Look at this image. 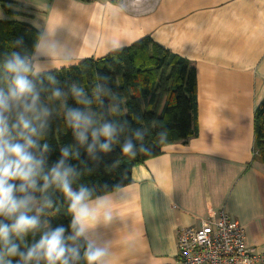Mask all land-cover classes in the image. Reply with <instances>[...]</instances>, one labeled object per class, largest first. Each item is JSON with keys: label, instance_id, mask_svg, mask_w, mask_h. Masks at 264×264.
Masks as SVG:
<instances>
[{"label": "crops", "instance_id": "0c3cea01", "mask_svg": "<svg viewBox=\"0 0 264 264\" xmlns=\"http://www.w3.org/2000/svg\"><path fill=\"white\" fill-rule=\"evenodd\" d=\"M0 20L39 30L33 74L103 57L145 36L196 69L198 134L165 145L133 167L128 185L97 197L109 201L113 219L93 223L87 235L107 246V264H175L178 230L198 229L223 211L264 255V164L254 158L264 0H0ZM77 40L83 46L74 48Z\"/></svg>", "mask_w": 264, "mask_h": 264}, {"label": "trees", "instance_id": "16d2710c", "mask_svg": "<svg viewBox=\"0 0 264 264\" xmlns=\"http://www.w3.org/2000/svg\"><path fill=\"white\" fill-rule=\"evenodd\" d=\"M39 38V30L29 23L0 20V89L5 95L12 78L5 64L13 53L29 63ZM28 78L39 95L37 114L39 109L48 112L38 120L33 119L32 113L28 114L38 130L37 135L31 136L37 146L29 151L42 159L44 175L50 176L53 167L64 160L65 166L73 169L68 177L72 189L77 192L81 187L88 189L92 193L90 200L128 185L133 167L161 154L165 145L186 142L198 134L196 69L189 60L150 36L100 58L87 57L70 66L38 74L30 71ZM73 88L82 90V95L77 96ZM56 90L61 92L59 97L54 95ZM71 109H78L93 121L86 131L69 126L67 114ZM14 122L13 112L10 131ZM105 123L115 128L111 141L99 136V142L94 144L92 132ZM77 131L84 132L83 142L77 138ZM127 142L132 143L133 153L123 152ZM103 144L109 145L107 151L102 150ZM64 149L68 150L66 158ZM254 158L264 164V98L255 110ZM12 183L19 188L21 181ZM43 186L44 180L38 177L35 189L16 193L18 199L33 198L38 209L34 211L30 204L32 210L28 214L37 216L39 224L23 240L13 237L15 243L26 253L46 232L63 227L66 246L79 251V259L68 257L69 264H87L84 253L88 241L83 236L70 239L75 236L70 201L56 184H51L47 191H42ZM0 221L11 224L2 216ZM6 259H11L12 264H22L19 256ZM39 264L47 262L41 260Z\"/></svg>", "mask_w": 264, "mask_h": 264}, {"label": "clouds", "instance_id": "9594fccd", "mask_svg": "<svg viewBox=\"0 0 264 264\" xmlns=\"http://www.w3.org/2000/svg\"><path fill=\"white\" fill-rule=\"evenodd\" d=\"M5 69L12 78L8 95L0 89V216L11 221V224L0 221V264H12V260L6 257L16 256L20 257L22 264H29L33 260L37 261V264L41 260L47 264H69V256L73 260L79 259L78 249L66 246L63 227L46 232L26 253L21 252L20 245L15 243L13 237L23 240V237L39 224L37 216L28 214L32 210L30 204L33 198L18 199L16 196L17 192L24 193L28 188L35 189L38 177L44 180L42 191H47L51 184H56L70 201L69 211L74 217L71 226L75 232V236L70 239L84 236L88 240L84 253L87 264H107L105 257L109 255V249L107 246H98L95 241L88 238L87 233L93 223L112 221L113 212L109 201L97 198L90 203L92 193L88 189L81 187L78 192L74 191L68 180L73 169L66 167L64 160L53 167L50 176L43 174L42 159H38L29 151L37 146L31 136L37 135L38 130L28 119V114L32 113L33 119L38 120L40 115L47 116L48 112L46 109H39L37 114L39 95L28 78L31 69L27 59L13 53L12 59L5 64ZM73 92L77 96L82 95V90L77 91L73 88ZM54 95L59 97L61 92L56 90ZM84 103L88 101L85 100ZM13 112L15 122L11 124L10 131L9 123ZM67 123L74 129L83 128L86 131L93 121L78 109H71L67 114ZM40 127H43V124ZM12 132H15L16 136H13ZM114 133L115 128L105 123L92 132L93 143L99 142V136L111 141ZM77 138L83 142L84 132L77 131ZM20 139L25 142L19 143ZM101 148L107 151L109 145L103 144ZM44 150H48L47 144L44 145ZM91 150L90 148L89 151ZM123 152L133 153L131 142L124 145ZM63 156L65 158L68 156L67 149L63 150ZM13 181H21L19 188L12 183Z\"/></svg>", "mask_w": 264, "mask_h": 264}, {"label": "built area", "instance_id": "2783aa9c", "mask_svg": "<svg viewBox=\"0 0 264 264\" xmlns=\"http://www.w3.org/2000/svg\"><path fill=\"white\" fill-rule=\"evenodd\" d=\"M178 256L175 264H257L264 255L248 247L245 229L225 211L210 217L198 229L177 232Z\"/></svg>", "mask_w": 264, "mask_h": 264}, {"label": "rangeland", "instance_id": "374dc122", "mask_svg": "<svg viewBox=\"0 0 264 264\" xmlns=\"http://www.w3.org/2000/svg\"><path fill=\"white\" fill-rule=\"evenodd\" d=\"M85 3H87V1H84ZM79 40H77V42H78ZM81 41L82 40H80L76 45H75V47L74 48H76L77 46H79V45H81V46H83V44L81 43ZM87 41V39L86 40H84V42H86ZM73 43H75V39H73ZM73 45V46H74ZM68 47H63V49H65V50H68L67 49ZM94 58V57H93ZM80 61V60H79ZM78 61H75V62H73L72 64H75V63H77ZM72 64H65V65H68V66H70V65H72ZM64 67H67V66H64ZM31 205H32V207H33V209H34V207L36 208L37 207V204L35 203V201L33 200L32 201V203H31ZM34 211H35V209H34Z\"/></svg>", "mask_w": 264, "mask_h": 264}]
</instances>
